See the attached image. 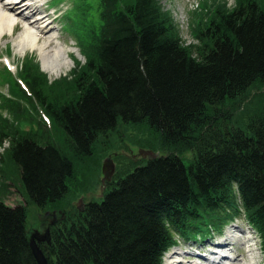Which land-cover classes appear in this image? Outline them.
<instances>
[{
	"label": "trees",
	"instance_id": "16d2710c",
	"mask_svg": "<svg viewBox=\"0 0 264 264\" xmlns=\"http://www.w3.org/2000/svg\"><path fill=\"white\" fill-rule=\"evenodd\" d=\"M160 1L100 0L98 32L71 82L48 84L37 68L25 69L29 94H15L40 104L63 136L62 149L45 130L25 131L0 118V143L8 141L19 183L39 210L69 196L74 161L89 157L119 123L146 127L163 151L193 152L187 164L175 151L138 164L100 202L65 214L50 228L48 264H161L176 238L193 240L210 224L221 230L236 216L264 251V109L242 128L230 125L223 110L226 101L264 85V1L220 8L200 33L198 59L174 35ZM47 91L58 101L46 103ZM5 101L22 118L20 105ZM0 264H37L25 206L1 198Z\"/></svg>",
	"mask_w": 264,
	"mask_h": 264
},
{
	"label": "rangeland",
	"instance_id": "374dc122",
	"mask_svg": "<svg viewBox=\"0 0 264 264\" xmlns=\"http://www.w3.org/2000/svg\"><path fill=\"white\" fill-rule=\"evenodd\" d=\"M9 0H1L7 2ZM264 1V0H263ZM98 0H37L35 15L41 13L52 22L51 28L54 32L59 46L69 56L68 69L61 72L59 76H51L42 68L38 56L29 57L28 51L19 53L12 44V39L0 40V49L7 45L10 53L0 55V118L8 120L10 123L24 127L37 128V133L46 131L47 139L54 142L61 149L63 148V136L54 124L44 116V110L40 104L33 100L21 99L16 95V85L10 80L20 78L26 68H37L44 73L47 83L51 84L59 78H64L71 82L74 75L81 70L85 61L88 59V46L92 42V35L99 26ZM236 4V0H161L160 6L163 12L167 13L172 19L174 35L180 40L182 47L187 48L195 59L199 58L204 42L198 38L201 31L207 26L208 22L215 16L220 8L231 11ZM16 37V35L14 36ZM86 48V49H85ZM28 53V54H27ZM27 54L28 64L22 63V58ZM7 66V67H5ZM8 71H5V69ZM10 72V73H9ZM13 76V77H12ZM10 78V79H9ZM17 84L22 82L17 79ZM20 82V83H19ZM70 92L65 91V96ZM47 97L45 102L58 101L59 97L55 94L45 92ZM8 97L12 104H18L24 110L22 118H15L4 106L5 98ZM264 109V85H255L246 94L237 100L226 101L223 110L231 115L230 125L242 128L248 119ZM38 125V127H37ZM8 141L3 139L0 143V198L8 206L24 205L26 208V226L29 232L44 231L45 210H39L30 204L19 183L16 171L7 156ZM64 150V149H63ZM149 150L158 156L166 155L169 151H175L185 164L193 158L192 151H177L175 149L164 150L160 146L159 139L144 126H127L118 124L115 131L105 136L99 137L91 149V154L81 160L74 161L75 174L70 183L69 196L55 206H48L50 213L72 216L77 213L80 202L83 205L91 202H100L107 188L116 179L131 171L137 164L144 163L138 152ZM109 161L112 166V174L109 182H104L103 167ZM109 184V185H108ZM84 207V206H83ZM66 214V216H65ZM233 235H238L239 240H235ZM229 236V237H228ZM231 245L224 247L221 251L224 255L231 257L227 264L250 263L249 258L253 256L254 264H264V254L261 249L260 241L253 231L245 223L242 216H236L230 220L223 228L218 230L214 224H210L203 233L195 235V242H184L176 238L177 247L172 248L171 252H186L183 260H198L196 254L202 251L207 255L210 250L211 259L213 252L219 249L210 247L218 240L226 238ZM203 239V240H201ZM234 243V244H233ZM167 254V253H166ZM165 257V256H164ZM164 257L163 262L164 264ZM204 264L203 260H198ZM252 263V262H251ZM212 264H224L222 261Z\"/></svg>",
	"mask_w": 264,
	"mask_h": 264
},
{
	"label": "bare ground",
	"instance_id": "6f19581e",
	"mask_svg": "<svg viewBox=\"0 0 264 264\" xmlns=\"http://www.w3.org/2000/svg\"><path fill=\"white\" fill-rule=\"evenodd\" d=\"M23 1L25 0H9L7 2H1L0 0V40L11 38L14 48H17L16 50L19 53L28 51L30 53L29 57L38 56L45 72L51 76H59L61 72L68 69L69 56L59 46L54 37V32L50 27L53 21L49 18L46 19V16H42L41 13L31 19L29 15L36 9L37 0H26L27 2L22 4ZM25 6L27 7L25 8ZM32 6L35 8H32ZM15 35L16 37H14ZM6 53H10V48L8 47L7 49V45L4 49H0V55H5ZM27 54L22 58V63L29 61V57H26ZM145 151L150 152L149 150ZM138 155L144 162L152 161L148 160L147 157L142 158L139 152ZM137 165L134 167H137ZM227 241L225 240L223 243L227 244ZM213 254L215 255L213 259L205 258L206 263L212 264L214 261H227L225 260L226 256L222 252L216 253L218 256L215 253ZM210 255L211 253L207 252V256ZM249 260L250 263L241 260V264H254L253 256ZM164 264H193V261L180 259L178 253H168L164 257Z\"/></svg>",
	"mask_w": 264,
	"mask_h": 264
},
{
	"label": "water",
	"instance_id": "95a60500",
	"mask_svg": "<svg viewBox=\"0 0 264 264\" xmlns=\"http://www.w3.org/2000/svg\"><path fill=\"white\" fill-rule=\"evenodd\" d=\"M139 153L141 154L142 158L147 157L148 160H154L157 158V154H151L150 152L141 150L139 151ZM103 173H104V180L109 181L112 174V166L109 161H106L104 163ZM80 211H82V208H80ZM54 223L55 221H53L51 224ZM49 242H50V236L48 229H46L43 234H40L39 232H34L30 235L29 246L31 249V253L37 264H47V258L44 252L39 248V244L46 243L48 245Z\"/></svg>",
	"mask_w": 264,
	"mask_h": 264
},
{
	"label": "flooded vegetation",
	"instance_id": "af4514ba",
	"mask_svg": "<svg viewBox=\"0 0 264 264\" xmlns=\"http://www.w3.org/2000/svg\"><path fill=\"white\" fill-rule=\"evenodd\" d=\"M50 222H51V218H50L49 222L47 223V225H50V224H49Z\"/></svg>",
	"mask_w": 264,
	"mask_h": 264
}]
</instances>
